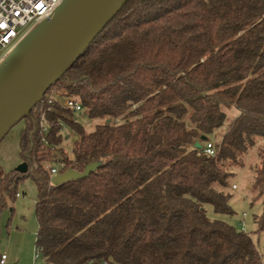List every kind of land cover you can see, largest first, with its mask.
<instances>
[{
  "label": "trees",
  "instance_id": "obj_1",
  "mask_svg": "<svg viewBox=\"0 0 264 264\" xmlns=\"http://www.w3.org/2000/svg\"><path fill=\"white\" fill-rule=\"evenodd\" d=\"M57 83L83 110L44 96L21 119L28 170L0 179V215L35 182L50 264H264L250 232L207 209L237 213L233 178L258 146L250 204L264 232V0H128ZM95 161L87 177L53 183L50 167Z\"/></svg>",
  "mask_w": 264,
  "mask_h": 264
},
{
  "label": "water",
  "instance_id": "obj_2",
  "mask_svg": "<svg viewBox=\"0 0 264 264\" xmlns=\"http://www.w3.org/2000/svg\"><path fill=\"white\" fill-rule=\"evenodd\" d=\"M128 0H62L54 12L32 28L0 64V141L43 99L80 58ZM202 140L207 141L206 135ZM201 146V143H197ZM101 161L83 171L67 169L53 183L87 177ZM26 172L22 162L17 168Z\"/></svg>",
  "mask_w": 264,
  "mask_h": 264
},
{
  "label": "rangeland",
  "instance_id": "obj_3",
  "mask_svg": "<svg viewBox=\"0 0 264 264\" xmlns=\"http://www.w3.org/2000/svg\"><path fill=\"white\" fill-rule=\"evenodd\" d=\"M87 130H92L97 122L84 116H77ZM24 127V120L18 121L0 141V179L1 177L22 163L20 156L19 139L21 130ZM223 129V128H222ZM222 129L214 133L212 138L219 141ZM64 148L66 152L72 154L74 144V132L68 127H64ZM259 160L258 146H254L245 161V166L241 167L233 178V186L230 189L235 198L232 203L236 210L234 216H217L213 208L208 206V213L211 217H219L242 229L240 222L245 220V229L250 232L257 243L264 260V232L255 233L254 214L261 209L260 204H250L252 192L251 183L253 172L251 166ZM59 164H56V166ZM19 195L15 200H8V205L2 210L0 215V251H6L10 257L16 258L11 264H19L18 259L27 264L34 263V250L36 247V235L38 231V221L35 214V203L37 201V186L31 178L25 179L19 184ZM245 213V215H244ZM11 237V240L9 237Z\"/></svg>",
  "mask_w": 264,
  "mask_h": 264
},
{
  "label": "built area",
  "instance_id": "obj_4",
  "mask_svg": "<svg viewBox=\"0 0 264 264\" xmlns=\"http://www.w3.org/2000/svg\"><path fill=\"white\" fill-rule=\"evenodd\" d=\"M62 0H0V64L21 39L43 19L50 16ZM49 108L56 105L70 110L78 115L83 106L81 102L68 95L66 88L59 83L53 84L45 93ZM44 117L42 116L41 125ZM209 155H214L216 149L212 141H208L204 148ZM61 165L50 167L49 172L53 180L59 174ZM245 215V213H244ZM244 230L245 220L240 222ZM7 253L0 254V264H8ZM33 264H50L44 256L41 247L36 245Z\"/></svg>",
  "mask_w": 264,
  "mask_h": 264
},
{
  "label": "crops",
  "instance_id": "obj_5",
  "mask_svg": "<svg viewBox=\"0 0 264 264\" xmlns=\"http://www.w3.org/2000/svg\"><path fill=\"white\" fill-rule=\"evenodd\" d=\"M11 237L12 236L9 237L10 240H11ZM4 252L7 253L6 251H3V252L0 251V254L4 253ZM7 255H8V259H7L8 264H11L12 262L16 261V258L10 257V255L8 253H7ZM18 262H20L19 264H27L26 262H24L22 260V257L20 259H18Z\"/></svg>",
  "mask_w": 264,
  "mask_h": 264
}]
</instances>
